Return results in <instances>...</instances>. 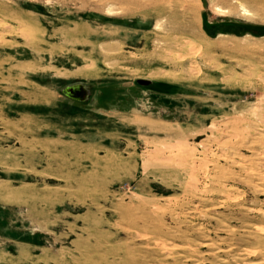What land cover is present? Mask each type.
<instances>
[{
	"label": "rangeland",
	"instance_id": "rangeland-1",
	"mask_svg": "<svg viewBox=\"0 0 264 264\" xmlns=\"http://www.w3.org/2000/svg\"><path fill=\"white\" fill-rule=\"evenodd\" d=\"M238 24L264 0H0V264H264Z\"/></svg>",
	"mask_w": 264,
	"mask_h": 264
},
{
	"label": "water",
	"instance_id": "water-1",
	"mask_svg": "<svg viewBox=\"0 0 264 264\" xmlns=\"http://www.w3.org/2000/svg\"><path fill=\"white\" fill-rule=\"evenodd\" d=\"M136 82L139 84H147L148 81L145 79H136ZM74 89H77L79 92L81 93H88L86 89H84V87L80 84H76V85H72V86H66L62 89V91L64 92V94H69V93H73Z\"/></svg>",
	"mask_w": 264,
	"mask_h": 264
},
{
	"label": "trees",
	"instance_id": "trees-1",
	"mask_svg": "<svg viewBox=\"0 0 264 264\" xmlns=\"http://www.w3.org/2000/svg\"><path fill=\"white\" fill-rule=\"evenodd\" d=\"M240 30L237 33L250 32L254 35L264 34V26L237 25Z\"/></svg>",
	"mask_w": 264,
	"mask_h": 264
}]
</instances>
